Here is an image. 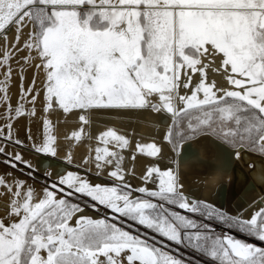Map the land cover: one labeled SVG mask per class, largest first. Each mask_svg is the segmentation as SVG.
I'll list each match as a JSON object with an SVG mask.
<instances>
[{"label":"snow or ice","instance_id":"obj_1","mask_svg":"<svg viewBox=\"0 0 264 264\" xmlns=\"http://www.w3.org/2000/svg\"><path fill=\"white\" fill-rule=\"evenodd\" d=\"M10 28L17 33L16 45L24 29H30L24 47L35 52L34 58L41 61L35 66L45 72V112L152 109L179 118L194 110L202 114L194 117L195 123L189 120L187 128L177 124L168 130L166 139L174 149L181 147L186 133L207 128L233 144L247 142L264 153V0H0V39L7 41ZM0 52V67L9 65L11 53L6 48ZM11 72L7 67L5 80ZM212 74L223 82L210 78ZM193 75L198 76L194 85ZM34 85L33 80V87L24 90L33 104L38 95H32ZM181 89L191 94L181 95ZM0 92L7 99V88L0 87ZM13 111L17 118L27 114L23 103ZM79 120L88 123L86 114ZM52 132V121L45 119L42 141L33 144L36 152L56 156L57 136ZM82 135L83 129L70 138L80 140ZM98 140L104 146L96 147L85 163L92 162L100 171L112 166L108 175L116 183L92 184L68 172L42 195L23 181L14 185L13 222L0 219V264H184L145 235L109 219L83 215L79 204L65 198L74 193L111 209L118 214L113 219L123 216L170 241H203L197 248L220 264H264V247L231 235L211 238L184 231L197 228L196 222L179 212L169 213L165 205L193 213L202 210L182 191L178 172L146 167L141 179L155 178L158 186L133 189L120 151L130 146L127 135L108 128ZM136 147L148 157L161 151L155 143ZM14 159L32 167L20 154ZM0 186L11 191L3 176ZM203 211L217 216L210 206ZM218 218L264 242V207L248 219L223 213Z\"/></svg>","mask_w":264,"mask_h":264},{"label":"bare ground","instance_id":"obj_2","mask_svg":"<svg viewBox=\"0 0 264 264\" xmlns=\"http://www.w3.org/2000/svg\"><path fill=\"white\" fill-rule=\"evenodd\" d=\"M29 31L30 29H24L18 45L14 43V38L17 35L14 28L9 29L7 41L0 39V50L6 48L11 53L9 65L0 67V87L7 88V99H3L5 93L0 92V128L4 129L5 136L9 135L10 131L11 138L14 139L9 140V136L6 138L8 140L0 137V146H3L7 152L13 155L20 154L23 161L39 167L56 178L61 179L68 172H75L92 184L113 186L116 182L108 175L113 170L112 166L100 171L92 162L85 163V160L90 156L94 157L96 147L104 146L98 140L99 134L108 128H113L117 129L120 134L127 135L130 141V146L120 151L121 155L124 156L122 167H125L128 173L126 181L133 187L144 186L155 189L158 186V183L153 182L155 178L145 182L141 177L145 175L146 167L156 166L162 171L172 169L174 172H178L180 183L183 185L182 191L193 203L197 200L208 202L241 219L250 218L260 207H264V203H261L264 200V188L255 179L253 180L254 185L248 184L243 189L241 188L238 194L235 193L232 181L233 178L237 177L236 170L223 166L226 159L221 148L213 141L212 136L223 139L214 132L207 129L199 131L194 135L185 137L179 142L181 147L174 149L166 136L170 128H175L177 118L166 110L157 112L152 109H96L87 113L80 110L65 113L57 108L45 112V72L42 67L37 68L35 66L41 63L39 58H34L35 52L24 47ZM26 56L28 57L27 62L23 60ZM0 58H2V52H0ZM9 66L12 72L5 80V72ZM210 78L217 79L220 83L223 82L218 74H212ZM33 80L35 85L32 95L38 93L34 104L31 103V95H27L24 91L33 87ZM196 82H198V76L193 75V85ZM184 94L190 95L191 90L181 89V95ZM22 96H24L23 100L21 99ZM20 103L24 104L27 114L17 118L13 110ZM33 108L35 109L34 116L31 115ZM10 111L12 113L11 119L8 118ZM81 114H86L87 124L79 120ZM45 119L52 121V134L57 136L56 156L38 153L33 148V144H39L42 141ZM9 124H11V129L7 127ZM81 129H83V135L80 140L70 138L72 132ZM15 139L23 141L27 145L15 143ZM188 141L190 142L189 145H187ZM148 143H155L161 149L157 156L148 157L137 151V144ZM241 145V147L236 146L237 150L233 159L235 164L244 163L240 154L242 147L261 152L245 143ZM8 157L10 156L8 155ZM69 157H71V162H69ZM243 168L248 173L249 179H253L248 165L244 164ZM0 176H3L8 186L11 187L9 192L0 186V219H3L6 224L13 222L11 217V202L14 198L12 192L17 190L14 185L23 181L27 187L34 189L36 193L41 195L44 188H49L2 161H0ZM61 195L63 194L58 193V196ZM135 195L137 194L133 193V196ZM97 206L102 205L98 204ZM82 209V214L85 216L93 219H107L85 206ZM79 215L80 213L77 214V216ZM235 238L260 247L264 246V242L253 236L243 234ZM164 250L179 259L171 251Z\"/></svg>","mask_w":264,"mask_h":264},{"label":"rangeland","instance_id":"obj_3","mask_svg":"<svg viewBox=\"0 0 264 264\" xmlns=\"http://www.w3.org/2000/svg\"><path fill=\"white\" fill-rule=\"evenodd\" d=\"M190 112H192L191 116H184L182 114L181 117L177 118L176 125L182 124V126L184 128H187V124H188L189 120H192V122L195 123L194 117L198 116V115H202L201 113L195 112L194 110H190ZM176 125H175V127H176ZM205 129H207V128H205ZM207 130H210V129H207ZM210 131H212V130H210ZM196 133H194V134H196ZM214 133L217 134L218 136H220L223 140L227 141L232 146H238L240 144L245 143L249 147L254 148L256 150H259L258 146H254V145L249 144L247 142H243V143L237 142V143L233 144L230 142L229 139H226L219 131L214 132ZM194 134L191 132H188L185 134V137H188V136H191ZM8 136L9 135L5 136V134H3V136H0V137L5 139V140H8V139L14 140L13 138H8ZM6 138H8V139H6ZM18 144L27 145L23 141H20V143H18ZM29 146H31V145H29ZM4 153L7 155H5V154L3 155V153H0V161H2L3 163H5L9 166L12 165L13 168H16L18 171L33 177L34 179L38 180L43 185H46L49 188L54 183L59 185L60 178H56V177L52 176L50 173L45 172L42 169H40L39 167H36L34 165H32V167H31L32 169H31V168L27 167V164H25L24 162L19 163V162L15 161V159H12V157H14L13 154L7 152L6 150ZM8 155L10 157H8ZM13 165H15V166H13ZM54 180H56V181H54ZM61 186H63L65 188V192L70 191V189H68V187L66 185H61ZM132 188L136 189L138 187L132 186ZM133 193L137 194L135 196H143V194L138 193V192H133ZM65 198L70 199L72 203L79 204L81 208L83 206H85V207L89 208L91 211L97 212L98 214L102 215V217L109 219L110 222L117 223L118 226H120V227H125L129 231H133L135 233H139L141 235L147 236V238L151 242L156 243V246L163 247L164 249L169 250L173 254L177 255L179 257V259L184 261V264H220V261L212 259L209 255H207L204 252H201L197 248V245L202 244L203 241L198 242V241L193 240V241L189 242L186 237H185L183 243H177L175 241H170V240H168L167 237L162 236L160 233L155 232L153 229H149L145 226L139 225L138 223H136V222H134L128 218H125L123 216H120L119 220L113 219V217L118 215V214L114 213L111 209H109L103 205L97 206L98 203L93 201L90 197H87L86 195L74 193L72 197H65ZM153 202L161 203V201H159L156 198H153ZM194 203L199 205V207L202 210L201 212L193 213V212H189L185 209H180L177 205H167V204L165 205V208H167L169 213L173 212V211L179 212L180 214L185 215L189 219L194 220L196 222V224L198 226L197 228L184 229L185 232L194 234L197 231H199L202 234H209L211 238H215L216 236H223V235H231L233 237H238V235L240 236L243 234L247 235L246 233L240 231L239 228L235 226L234 222L221 221L218 218L219 213H223L225 216L235 217L231 213H229L225 210H222L220 208H217L216 206H214L211 203L204 202L201 200H197ZM93 204H95V207L92 206ZM205 205L210 206L211 209L216 210L217 216H211V217L208 216L207 213L205 211H203L205 208ZM225 228H227V229H225ZM208 244L209 245L211 244V239L208 240Z\"/></svg>","mask_w":264,"mask_h":264},{"label":"water","instance_id":"obj_4","mask_svg":"<svg viewBox=\"0 0 264 264\" xmlns=\"http://www.w3.org/2000/svg\"><path fill=\"white\" fill-rule=\"evenodd\" d=\"M213 141L221 148L223 155L226 159L225 164L223 165L225 168H233L236 170V176L233 178L232 185L234 186L235 193L238 194L240 189L246 187L248 184L254 185L253 180H257L261 186L264 188V154L261 152H257L250 148L242 147L241 148V156L243 157L244 163L243 164H235L233 163V159L235 158L236 154V146H232L229 143L213 137ZM190 142H187L189 145ZM242 145H238L241 147ZM244 164H247L250 170V174L252 175L253 179H249V175L246 170L243 168ZM254 174V176H253Z\"/></svg>","mask_w":264,"mask_h":264}]
</instances>
